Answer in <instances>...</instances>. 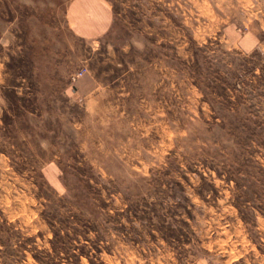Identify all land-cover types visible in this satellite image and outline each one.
<instances>
[{
	"label": "rangeland",
	"instance_id": "374dc122",
	"mask_svg": "<svg viewBox=\"0 0 264 264\" xmlns=\"http://www.w3.org/2000/svg\"><path fill=\"white\" fill-rule=\"evenodd\" d=\"M0 264H264V0H0Z\"/></svg>",
	"mask_w": 264,
	"mask_h": 264
}]
</instances>
